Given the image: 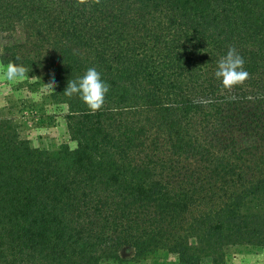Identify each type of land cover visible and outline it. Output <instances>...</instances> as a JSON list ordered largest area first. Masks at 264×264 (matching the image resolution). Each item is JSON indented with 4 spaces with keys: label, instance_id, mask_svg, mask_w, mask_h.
I'll list each match as a JSON object with an SVG mask.
<instances>
[{
    "label": "trees",
    "instance_id": "16d2710c",
    "mask_svg": "<svg viewBox=\"0 0 264 264\" xmlns=\"http://www.w3.org/2000/svg\"><path fill=\"white\" fill-rule=\"evenodd\" d=\"M230 47L250 76L225 90ZM10 61L55 81L74 146L34 148L0 119V264L264 248V0H0ZM89 67L110 85L92 115L63 93Z\"/></svg>",
    "mask_w": 264,
    "mask_h": 264
},
{
    "label": "rangeland",
    "instance_id": "374dc122",
    "mask_svg": "<svg viewBox=\"0 0 264 264\" xmlns=\"http://www.w3.org/2000/svg\"><path fill=\"white\" fill-rule=\"evenodd\" d=\"M0 66H6L0 62ZM0 71V119L12 122L20 138L27 140L34 148L54 150L61 144L74 146L70 141L65 121L67 113L63 104H55L50 98L53 91L32 72L15 82L2 78ZM102 264H178L174 256L166 251L135 258L132 251L125 249L118 260ZM202 264H264V248L252 245H231L223 250L222 259L216 263Z\"/></svg>",
    "mask_w": 264,
    "mask_h": 264
},
{
    "label": "clouds",
    "instance_id": "9594fccd",
    "mask_svg": "<svg viewBox=\"0 0 264 264\" xmlns=\"http://www.w3.org/2000/svg\"><path fill=\"white\" fill-rule=\"evenodd\" d=\"M101 0H75V6H89L100 4ZM206 52V51H205ZM18 59V58H17ZM245 61L234 47H230L226 55L221 56L217 61V68L214 76L221 82L225 90H231L238 85H243L249 79L250 74L244 70ZM3 72L2 78L15 82L23 79L28 74V69L15 62H9L6 66H0ZM52 91L55 87V81L45 84ZM110 90V85L102 80L101 74L95 67H89L82 77L68 81L64 90V95L72 97L78 95L79 99L88 109L86 114H95L102 109L105 103V96Z\"/></svg>",
    "mask_w": 264,
    "mask_h": 264
}]
</instances>
